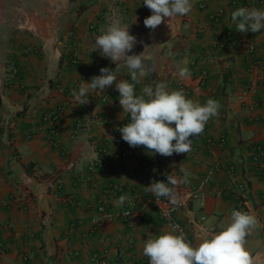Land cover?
I'll list each match as a JSON object with an SVG mask.
<instances>
[{
  "label": "crops",
  "instance_id": "1",
  "mask_svg": "<svg viewBox=\"0 0 264 264\" xmlns=\"http://www.w3.org/2000/svg\"><path fill=\"white\" fill-rule=\"evenodd\" d=\"M233 1L208 0L202 8L193 0L190 14L150 29L144 19L152 10L143 0H0V264H97L96 253L107 264H150L145 241L174 230L146 189L166 174L183 176L181 169L190 181L176 186L183 191L214 170L204 204L192 200L177 215L192 244L231 222L243 186L258 220L246 247L254 264H264V30H236ZM251 8L264 5L251 0ZM113 24H130L136 44L128 54L143 52L153 69L136 84L138 92L164 83L201 104L220 103L189 153L150 154L124 141L119 128L129 117L115 82L103 92L90 90L88 104L75 105L73 89L102 67L116 66L95 43ZM184 68L187 77L179 75ZM117 79L130 80L126 66ZM53 110L57 144L47 125L40 129ZM254 145L263 150L259 160ZM102 160L104 166L89 169ZM121 195L144 214L131 223L103 218L101 208L129 207L116 206Z\"/></svg>",
  "mask_w": 264,
  "mask_h": 264
},
{
  "label": "clouds",
  "instance_id": "2",
  "mask_svg": "<svg viewBox=\"0 0 264 264\" xmlns=\"http://www.w3.org/2000/svg\"><path fill=\"white\" fill-rule=\"evenodd\" d=\"M143 3L152 10V14L144 19L145 26L150 29H155L165 18L186 16L194 7L193 0H143ZM231 20L240 32H260L264 30V9L239 7L232 11ZM129 25L113 24L96 37L98 50L116 66L114 69L102 67L100 74L93 76L90 82L81 84L78 90L73 89L75 105L88 104L90 90L103 92L115 82L119 103L129 117L119 128L124 141L132 147L144 146L150 154L189 153L193 138L203 133L210 118L218 115L220 103L209 98L201 104L187 98L182 90H167L164 83L147 84L138 92L136 84L153 69L146 67L143 52L128 54L136 44ZM121 60L123 64L118 63ZM125 66L130 80H118L117 73ZM179 75L187 77L190 72L184 68ZM181 171L183 176L166 174V181H153L146 190L178 205L176 186L190 182L188 170ZM126 202L131 203V200L127 195H121L116 206L122 207ZM257 225L254 215L233 210L230 223L197 245L187 240L184 233L169 231L147 239L143 255L148 257L150 264H254L246 247V238Z\"/></svg>",
  "mask_w": 264,
  "mask_h": 264
},
{
  "label": "built area",
  "instance_id": "3",
  "mask_svg": "<svg viewBox=\"0 0 264 264\" xmlns=\"http://www.w3.org/2000/svg\"><path fill=\"white\" fill-rule=\"evenodd\" d=\"M200 6L202 8H205L207 6L208 0H199ZM234 5L239 7H248L251 8V0H234ZM261 3L264 5V0H261ZM223 12V10H220L217 15H220ZM251 50H253V47H251ZM179 86L181 88L185 89V86L183 83H179ZM188 91V90H187ZM248 95V91H244L242 95V100ZM58 118V111L53 110L49 111L43 116L42 123L40 124V129L43 128V126L47 125L49 127L48 132V138L51 142L57 144L59 142L60 134L59 130L56 125V120ZM202 134H200L197 137H194L193 140H197L201 137ZM253 154L255 160H259L260 156L263 154L262 147L260 145H254L253 146ZM106 164V161H100L97 163H93L89 166V169L94 171L97 167H102ZM145 166V165H144ZM214 173V170H210L207 172V174L202 178V180L193 188H191L188 191H183L181 189H176L175 192L177 194L178 200L180 203L178 205L171 204L167 198L160 197L157 198L154 196L151 198V204L157 211L159 217L171 228L173 229L177 234L184 233L186 236V239L192 242L191 237L186 232L185 227L181 224V222L177 219L178 213L188 206L189 202L192 200H199L200 203L204 204V195L203 192L206 189L207 185L209 184L212 175ZM150 177H152V173L149 172ZM241 194L237 197V206L235 207V210H240L243 212L250 213L249 209L246 206V202L243 198L244 194V187L240 186ZM132 202L129 203V207L124 209L121 212L114 213L107 211L105 208H101L100 213L103 218H106L110 221H116V220H125L129 223L132 222L133 219L138 217L139 215H143V210H136L132 206ZM201 227V226H200ZM93 261L97 264H107L108 261L106 258L100 256L99 253L94 254Z\"/></svg>",
  "mask_w": 264,
  "mask_h": 264
}]
</instances>
